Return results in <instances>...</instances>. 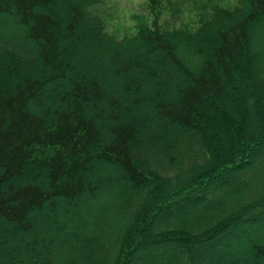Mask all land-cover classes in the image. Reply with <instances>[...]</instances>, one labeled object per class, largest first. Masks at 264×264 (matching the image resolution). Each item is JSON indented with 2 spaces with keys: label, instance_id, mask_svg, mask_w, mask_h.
<instances>
[{
  "label": "trees",
  "instance_id": "1",
  "mask_svg": "<svg viewBox=\"0 0 264 264\" xmlns=\"http://www.w3.org/2000/svg\"><path fill=\"white\" fill-rule=\"evenodd\" d=\"M101 2L0 0V264L264 261V0Z\"/></svg>",
  "mask_w": 264,
  "mask_h": 264
},
{
  "label": "rangeland",
  "instance_id": "2",
  "mask_svg": "<svg viewBox=\"0 0 264 264\" xmlns=\"http://www.w3.org/2000/svg\"><path fill=\"white\" fill-rule=\"evenodd\" d=\"M219 2L225 5L232 6L237 3V0H219ZM95 11L103 16L106 21L108 30L119 37H122L125 34H132L136 32V19L134 17L135 14H148L146 9V0H102V2L96 6ZM260 38L263 40L262 37ZM255 48H257L256 51L262 53L264 51V40L258 42V45ZM261 164L262 162H259L258 167H260ZM112 171L113 170L111 169H107L103 175L108 176L113 173ZM123 186L124 182L122 180L120 183H118L116 180H113L112 183L105 184L104 187L100 188V191H97L98 193L96 192L98 196L97 200L91 203L87 202V204L78 207L77 214L83 216V218H86V220L89 221V227L83 230L85 234L90 233L93 228L92 225L93 223H95V221L92 217L94 215L97 216L99 213L108 208V206L112 204L111 198L113 196L116 197L115 195L119 193ZM110 217L112 218L113 215L110 214L109 218ZM62 222H65V224L71 228L73 227V221H71V219H69L68 217L66 218V216H63V214ZM68 232L69 230L67 231V233ZM62 237V239H64L65 241L64 246H61L62 243L59 242H55L52 246V249L56 251V256L53 257L51 264H54L55 260L62 258V256L67 253V250L76 246V243L79 241V239H77L78 237L70 235L67 236L66 233H63ZM259 264H264L263 259H259Z\"/></svg>",
  "mask_w": 264,
  "mask_h": 264
}]
</instances>
